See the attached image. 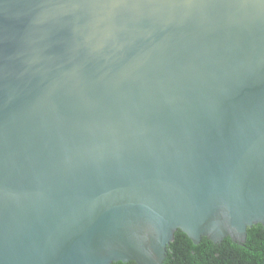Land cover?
Instances as JSON below:
<instances>
[{
	"label": "water",
	"instance_id": "water-1",
	"mask_svg": "<svg viewBox=\"0 0 264 264\" xmlns=\"http://www.w3.org/2000/svg\"><path fill=\"white\" fill-rule=\"evenodd\" d=\"M264 226V0H0V264H163Z\"/></svg>",
	"mask_w": 264,
	"mask_h": 264
},
{
	"label": "trees",
	"instance_id": "trees-1",
	"mask_svg": "<svg viewBox=\"0 0 264 264\" xmlns=\"http://www.w3.org/2000/svg\"><path fill=\"white\" fill-rule=\"evenodd\" d=\"M163 264H264V226L249 228L242 246L229 239L219 244L202 239L193 245L184 234L176 232L166 248Z\"/></svg>",
	"mask_w": 264,
	"mask_h": 264
}]
</instances>
